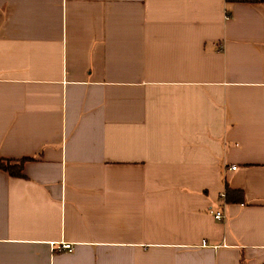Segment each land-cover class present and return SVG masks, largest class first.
<instances>
[{"label":"crops","instance_id":"crops-1","mask_svg":"<svg viewBox=\"0 0 264 264\" xmlns=\"http://www.w3.org/2000/svg\"><path fill=\"white\" fill-rule=\"evenodd\" d=\"M0 159V264H264V0H0Z\"/></svg>","mask_w":264,"mask_h":264},{"label":"trees","instance_id":"trees-1","mask_svg":"<svg viewBox=\"0 0 264 264\" xmlns=\"http://www.w3.org/2000/svg\"><path fill=\"white\" fill-rule=\"evenodd\" d=\"M250 1H254V0H250ZM24 162L25 161L22 160L18 164H13L11 161L0 159V170L7 173L11 177H21L22 167ZM224 197H226L227 202H233L237 199L236 193L232 190H229L227 187L225 190Z\"/></svg>","mask_w":264,"mask_h":264},{"label":"built area","instance_id":"built-area-1","mask_svg":"<svg viewBox=\"0 0 264 264\" xmlns=\"http://www.w3.org/2000/svg\"><path fill=\"white\" fill-rule=\"evenodd\" d=\"M234 169V168H232ZM211 214L214 215V218L218 221L224 219V215L220 212H212ZM55 250L59 251V250H67V251H71L72 250V246L70 244H59L57 246H55Z\"/></svg>","mask_w":264,"mask_h":264}]
</instances>
